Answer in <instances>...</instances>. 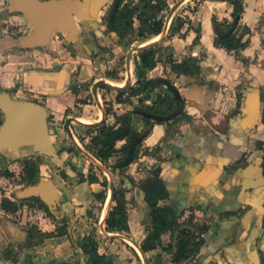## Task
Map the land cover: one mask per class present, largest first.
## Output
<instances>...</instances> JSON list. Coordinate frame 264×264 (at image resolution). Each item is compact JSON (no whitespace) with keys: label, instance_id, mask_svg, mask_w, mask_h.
I'll return each mask as SVG.
<instances>
[{"label":"crops","instance_id":"crops-1","mask_svg":"<svg viewBox=\"0 0 264 264\" xmlns=\"http://www.w3.org/2000/svg\"><path fill=\"white\" fill-rule=\"evenodd\" d=\"M8 1L10 2V0H0V12L6 10L4 12L7 13V16L5 17H11L7 10ZM177 1L168 0L169 8L163 11L166 20L171 7ZM110 4L111 0L107 2L105 8H109ZM243 5L244 10L237 31L239 35L243 36V39L248 38L249 42L240 49L238 54L214 44L215 32L212 18L215 16L219 20H232L233 6L228 0H184L172 13L165 35L162 38H160L161 34L158 35L160 36L157 39L158 52L156 55L157 68L160 69L158 71L163 69L162 63L168 54H172L178 61H182L188 55H194L200 58L201 71L199 77L204 80V83L186 86L184 76H178L174 72L167 75L168 77L166 76L165 79L170 80L186 99L185 111L192 117L191 121L182 119L174 124L175 129L169 135L167 134V124L154 123L150 127H145L143 116L138 112L133 114L134 128L140 132V135H143V149L148 150V152L142 154L126 168V174L132 180L129 183L130 186L125 181V185L131 187L126 191L130 230L128 232L108 231L106 230L105 216L102 215L101 217L99 228L108 232V234H104V237L108 242H111L112 247L103 250V242L98 239V250L111 259L113 264H117V262L110 251L115 252V250L128 256H134V262L139 264H161L167 255H171L165 249L171 240L170 232L162 234V244L158 248L143 253L137 249V246L141 248V244L148 234L147 227L151 218L149 204L144 200L139 183L144 181L158 167L169 194L166 202L162 203L174 207L181 221L194 213V222L209 226V231L204 234L205 240L200 252L193 259L196 261L195 264L201 260L200 253L209 254L213 264L260 263L259 249L262 240H264L262 221L264 180L258 171L259 158H254L251 150L256 130L261 133L264 127L261 122L264 100L260 96L261 89L258 87L259 84L264 85V0H243ZM178 15L190 19V23H186L182 28L183 36L179 34L170 35L169 33L170 26ZM134 23L135 27H138V20H135ZM3 25H1L3 32L0 33V36L7 37L5 31H7L8 25ZM189 25L191 27L188 29ZM197 29L201 31L199 43L194 42ZM137 42L139 41L132 42L129 47ZM25 48L28 50L22 52L23 56L31 57L29 55L31 54L29 50L31 47ZM134 54L130 63V67L131 64L133 66L132 71L135 66ZM14 55L16 54L14 53ZM81 59L85 60L86 58L81 57ZM21 64L25 75L24 83L18 91L26 92L27 89L31 90L33 88L31 85L34 84L31 73L25 70L27 61ZM43 74L46 77L48 75L49 79L51 78L50 74ZM100 78L102 77H98L96 80ZM136 80L137 76L135 79L133 78L132 85ZM51 84L52 82L49 84V89L52 90L53 86L57 84L56 82H53V86ZM252 85L255 87H251ZM57 88H53V94L46 97L48 99L54 97L59 100L63 95L60 89L55 90ZM166 89L168 87H161L157 91ZM72 93L71 89L66 91V95L70 94L71 96ZM98 95H100L99 89ZM77 96L85 98L84 95ZM137 100L134 98V101ZM60 102L63 103L61 100ZM84 105L91 106L92 104L88 101ZM114 111L117 114H122L125 109L114 106ZM101 118L98 114L96 118L92 117L93 120H100ZM104 121L107 125L114 124V114L105 113ZM81 127L86 130L84 125ZM55 128L59 135L63 134L62 137L64 138L65 131L60 127ZM176 129L177 131H175ZM74 135L79 141L75 133ZM86 136L88 137L84 138V144L90 140V136L88 134ZM66 139L68 137L64 138V140ZM72 145H76L73 140L72 143L71 141L63 143V146L66 147ZM244 151L247 152V164L240 166L236 158ZM88 152L92 154L90 151ZM61 154L59 153L60 157ZM41 159V164L45 166L43 175H40L34 183L21 181L14 185L10 198L20 203L21 206L28 207L29 204L39 207V203L35 200L38 198L48 208H54L56 211L54 216L48 215L42 209L45 214V222H48L47 226H50L47 229L48 232L57 233L54 228L59 227V224L66 225L67 223L60 221L63 216H66L69 218V223H73V229L82 226L78 238L89 234L91 222L82 217L77 221L78 218L71 219L70 216L74 211L82 216L86 215V210H89L90 215H94L95 208L92 202L97 203L99 201L94 199L88 182L80 181L79 173L86 176L88 169L93 166L91 162L94 163V169L96 165L102 167L92 161L82 150L76 159L64 158L62 165L58 159L52 156H43ZM14 160L19 161L18 159ZM22 171L23 166L20 170L21 175ZM62 171L66 174L64 178L61 176ZM113 204L114 201L111 205ZM192 209L194 212L187 214ZM47 215L51 216L52 219ZM240 219L245 227L243 231L238 233L240 230L238 221ZM69 228V225L63 228L66 231L68 229L66 241L69 240L68 242L74 245V250L81 254L79 264H88L86 255L78 242L73 239L75 236L69 232ZM26 229L23 226H16L12 233L14 236H23L19 239L24 241L27 238ZM167 237L169 241L165 243ZM50 238L56 241V235ZM106 244L109 245L107 242ZM122 244L124 247L119 250ZM37 247L40 249L41 244ZM53 248L56 258L54 256L47 257L48 263L66 264V262L75 259L67 253L69 250L66 249L57 253L56 247ZM29 251L31 255H29ZM36 253L37 251L32 246L25 245L18 254L19 261L17 264L38 262L39 256ZM5 262L12 264L10 261Z\"/></svg>","mask_w":264,"mask_h":264},{"label":"trees","instance_id":"trees-1","mask_svg":"<svg viewBox=\"0 0 264 264\" xmlns=\"http://www.w3.org/2000/svg\"><path fill=\"white\" fill-rule=\"evenodd\" d=\"M228 1L233 6L232 20H219L215 16L212 18L215 32L214 44L238 54L240 49L249 42L248 38L243 39V36L239 35L237 31L244 5L243 0ZM168 8V0H111L108 10L103 15V22L113 30L110 31L111 35L116 37L119 43L129 47L134 41L144 42L162 33L166 22L163 11ZM135 20L139 22L138 27L134 25ZM188 22L190 23L188 17L178 15L170 26V35L179 34L183 36L182 28ZM190 27L191 25L188 26V29ZM196 31L197 36L194 42L199 43L201 31L200 29ZM157 52L158 40L136 52V82L130 87L116 90L115 99H105V113L114 114L115 123L107 125L103 121L98 127L85 126L86 132L90 136V140L84 144L85 149L108 168H118L123 176L120 187H116L115 190L114 204L111 205L105 218L108 231L128 232L130 230L126 199L128 187L125 185V177L129 178V175L126 174V168L142 154L148 152V150L143 149V138L140 137V132L134 128L133 114L137 112L141 114L146 127H150L154 123L167 124V134L169 135L175 129L174 124L182 119L191 121L192 117L185 111L186 99L181 94L178 96L171 89L157 91L164 85L157 78H165L174 72L178 76H184L188 81V86L204 83V80L198 77L201 71L199 57L188 55L182 61H178L172 54H169L165 58L163 69L158 71L160 69L157 68ZM73 91L77 93L78 89L75 88ZM134 98L138 100L134 101ZM80 101L88 103L87 99H80ZM114 106L124 108V113L117 114L114 111ZM79 139L83 142L84 137L81 136ZM62 152H66L67 157L76 159L81 153V149L77 145H72L65 147ZM18 160L23 166L21 180L34 183L41 173V157L31 156ZM91 164L93 166L88 169L86 176L79 173L80 181L88 182L94 199L104 204L108 197L109 181L106 177L101 180L94 169V163L91 162ZM263 167L264 164H262ZM0 175L11 177L14 173L5 169L0 171ZM61 176L66 177L64 171H62ZM130 181L132 180L130 179ZM139 188L143 192L144 200L149 204L151 216V227L141 244V250L147 252L158 248L162 244V234L170 232L171 240L165 249L171 253L174 264H182L183 261L195 259L205 240L204 234L209 231V226L194 222L192 218L185 220V222L180 221L174 207L162 203L166 202L169 194L159 167L139 183ZM1 194H3V189L0 186ZM35 200L39 203L40 208L51 215L45 203L38 198ZM20 206V203L6 195L1 197L0 207L8 214L17 212ZM238 226L240 228L238 233L244 230L245 226L241 219L238 221ZM26 230L28 246L39 245L47 238L63 233L42 231L36 226L28 227ZM98 242L93 233L78 239V245L86 255L88 263L113 264L111 259L99 252ZM211 261L212 258L210 257L206 264H213ZM198 264L205 263L198 261Z\"/></svg>","mask_w":264,"mask_h":264},{"label":"rangeland","instance_id":"rangeland-1","mask_svg":"<svg viewBox=\"0 0 264 264\" xmlns=\"http://www.w3.org/2000/svg\"><path fill=\"white\" fill-rule=\"evenodd\" d=\"M11 2L12 0H10L8 5ZM93 4L100 5L102 3H98L96 0H93L91 3V7ZM106 4L107 2L100 5L97 10H94L95 13L92 14L90 12L88 14L89 18L86 17L83 20L80 19L78 21L80 28H79L77 38L68 40V38H66L65 35H63L61 31H58L54 33V36H53L54 40L52 44L47 45V46L42 45V44H32L29 46H23L21 44L15 43L16 40H19L27 36L32 31V28H33L32 24L29 21V19L20 11L12 10L8 12V14H10L11 17H5L7 16V13H5L4 11L6 10H2L0 12V33L3 32L1 25L2 24L8 25L7 31H5L7 37L0 36V94L7 91L10 94V96L15 99H19V100L29 99V101H35L43 105L48 111V114H47L48 115L47 117L48 126L50 127V129L54 130L55 134H51V137L54 136L53 141H54V144L59 148L58 149L59 153H62L63 149L66 147V146H63V143L68 142V141H71L72 143V140L69 136H67L68 135L67 132H65L64 138L68 137V139L64 140V138L62 137L63 134L59 135L55 127H60L64 131L63 124H64V119L67 116H85L88 118H92V117L96 118L97 114L98 116H101V112H102L101 108H105V104H104L105 99H112L114 96H116L115 89L107 88V86H101L99 88V91H100L99 101H97L93 95V92L91 91L93 83L96 80V78L102 77L108 80L113 78V80L116 79V81H124L130 77V74L128 73V69H127L128 67L126 65L127 52L130 49V47L119 43L116 37L114 36L111 37L110 36L111 34L107 33V30L104 27L105 25L102 26L100 24L101 22L100 16H101L102 11L105 9ZM87 18H88V21L90 22L84 23V21H86ZM95 32L101 36L99 38V42L100 44H102V46L98 48L95 45V42L92 37V34ZM62 39H65L64 41L69 46V49L60 47V43ZM74 44H76L77 48L73 46ZM25 47L27 48L31 47L29 49L31 52V54L29 55H31V57L28 56L27 58L26 55L23 56L22 52H26V50H28ZM91 47H94L95 51H97V54L93 59L92 58L89 59L88 57L89 52L85 51V48H88L87 50H90ZM75 51H77L76 54L74 53ZM14 53L16 55H14ZM135 54H134V59H133L134 63H135ZM81 57H84L86 59L85 60L81 59ZM165 58H164V61H165ZM25 61H27V64L25 65V70L31 73L32 78H34V80L38 77L39 74L42 75L43 73L50 74L51 81L53 80V76L57 75V78L54 80V82H57L59 87L63 86V87H60V91L63 96L60 97L59 100L54 97L51 99H48L46 97L47 95L46 96L40 95L39 94L40 91H37L35 94V92L32 89L31 90L27 89L26 92L18 91L24 83L25 74L23 73L24 69H22L23 65L21 63ZM162 64H164V62ZM4 65H7V66L2 67ZM133 73L134 75L132 76V81H133V78L135 79V77L137 76L135 72V66H134ZM17 74H18V77H17ZM62 76H64V79H61ZM49 82H50V79L48 78V75H47V77H45L46 87H49L48 85ZM187 83H188L187 79H184V84L187 85ZM51 86H53V83L51 84ZM31 87H38V85L37 83L36 84L34 83V85H31ZM71 87L77 88L78 95H84L85 98L79 97L76 99L75 98L76 93L75 94L72 93L71 96L70 94L66 95V91ZM251 87H255V86L252 85ZM258 87H262V85L259 84ZM39 90H41V87H39ZM55 90H59V89H55ZM52 94L53 93L50 91L48 95H52ZM80 99L81 100L87 99V101H89L92 104L91 107H86L84 103L80 101ZM60 100L63 103H61ZM70 103L71 105H69ZM65 104L68 106L66 107ZM3 119H4V112L0 108V122ZM72 130L74 131V133L76 134L79 140L77 141L78 144L83 149L84 142L80 141L78 136L81 135L84 138H87L88 136H86L87 135L86 130L84 129V127H81V125L78 124L77 122L72 123ZM21 168H22L21 161H15L14 157L13 158L10 157V155L7 153L2 152V154H0V171L9 169L10 171H13L14 173V175L11 177H5V176L0 175V186L3 189V194L0 195V200L3 195L10 197L12 195V189H14V185L19 184L22 181L21 173H20ZM95 169L101 180L105 179L106 177L109 181V175L108 173H106L105 170L98 167L97 165ZM109 171L114 175V179H115L117 187H120V183L123 178V176L120 174V171L114 167L109 168ZM125 181H127V184L130 186L129 184L131 183L130 178L125 177ZM128 188H131V187H128ZM108 192H109V187H108ZM107 195L109 196V193ZM105 203L100 204L99 202L97 203L92 202L95 208V213L93 216L90 215V213L82 216L76 211H74L73 214L70 216L71 219L82 217L88 222H91L89 231L90 233L95 234V236L97 235L98 236L97 239L103 242V247H102L103 250H107L108 248L112 247L111 242L110 241L108 242L106 240V237H104V234H105L103 233L104 231H102V229L99 228L101 217L102 215H104ZM108 208L109 206L107 207V209ZM42 211H43L42 208L40 209V207H38L37 205L31 206L28 204V207L22 205L20 206L17 212L13 214H8L4 210H2V208L0 207V219H1L0 220V262L3 261L4 263L9 264V262H5L3 260L2 253H1L3 249L6 247V243L8 241L12 242L11 248L14 251L17 246H21L22 244L25 245L26 240L24 239V241H22L19 239V238H22L23 236L22 237L20 235L14 236V233H12V230L16 226L18 227L23 226L26 228L31 227V226H36L38 229H41L42 231H48L47 229H49L48 227L50 226H47L48 222H45L46 221L44 219L45 214ZM191 212H194V210L192 209V211L187 212V214ZM54 214H56L55 210H54ZM193 216H194V213L189 215V217L194 220ZM48 217L52 219L51 216H48ZM189 217H187V219L185 218L184 219L188 220ZM60 221L67 223L66 225H62L63 227L66 228L67 225L70 226L69 232L73 234V236H75V238H73L75 242H78V239H79L78 233L81 230L82 226L81 227L78 226V228L76 227L75 229H73L74 227L73 223H69V218H67L66 216H63V218H61ZM62 226L60 228L58 226L54 228L56 232L58 231L63 232L61 236L56 235V241L52 238H49L52 240L46 239V241L44 240L43 244L41 243L40 249L37 247L38 245L32 246V248L37 251L36 254H38L39 259L37 260L38 262L36 263L31 262L30 264H51L52 262L48 263L49 260L46 258L47 257L49 258L52 256L56 258L54 250H52L54 249L53 248L54 246L56 247L55 249L57 253H59V251L63 252L64 250L67 249V251L69 250L67 253L71 255L70 257L75 258L74 260H71V262L65 261L66 264H79L80 263L81 254L74 250V245L70 244V242H68L69 240L66 241L68 237V235H66V233L68 232V229L67 231L63 230ZM150 227H151V218L149 221V225L147 227V231L149 230ZM104 228H105V225H104ZM165 240H166L165 243H168L169 241L168 237ZM106 242L109 245H107ZM118 243H121V242L118 241ZM262 246L264 247V245ZM123 247H124V244L120 245L119 250ZM115 252L110 251V253L115 256L117 264H139L136 261L134 262V258H135L134 256H128L126 254L121 253L118 250H115ZM78 254H79V257H78ZM29 255H31L30 251H29ZM200 255H201L200 262L206 264L210 258V255L209 254L205 255L203 253H200ZM13 260L12 262H14ZM15 261H16L15 264H17V262L19 261L18 256H17V260ZM225 261L226 263H228L227 260ZM195 262L196 261L194 260L183 261L182 264H195ZM161 264H174V262L172 261V255H167L165 258V261L161 262Z\"/></svg>","mask_w":264,"mask_h":264},{"label":"water","instance_id":"water-1","mask_svg":"<svg viewBox=\"0 0 264 264\" xmlns=\"http://www.w3.org/2000/svg\"><path fill=\"white\" fill-rule=\"evenodd\" d=\"M92 1L93 0H12V2L7 7L8 12L12 10L22 12L29 19L33 27L32 31L27 36L16 40L15 43L21 44L23 46H29L32 44H42L46 46L51 45L54 40V33L58 31H61L63 35L68 38V40L77 38L80 28L78 21L80 19L83 20L84 18L88 17V14L90 12L92 14L95 13L94 10H97L100 5L108 2L109 0H96L98 3L102 4H93L91 7ZM183 1L184 0H178L171 7V11L165 22L164 31L161 33L160 38L165 35L166 30L168 29L169 20L172 13ZM88 18L86 19V21H84V23L88 21ZM151 43L143 45H133L132 47H130L126 57V65L128 67V71H130V63L134 52H138ZM45 77L46 76L42 74L39 75L35 80L34 78H32V80L35 84L37 83L38 87H41V89H46L53 92V90H50L45 86ZM56 78L57 75L53 76L52 81L50 78V82L48 83V85L51 82L53 83ZM61 79H64V76H62ZM159 80L162 81L168 87V89L173 90L176 95H180L178 88L175 87L173 83L170 82V80H167L165 78H160ZM131 85V77L127 78L126 83L123 86L113 85L106 79H99L94 82L91 90L96 100L99 101V87L107 86L115 90H119L130 87ZM39 91L42 92L43 90ZM0 108L4 112V120L0 125L1 152L9 154L10 157H14V159L31 156H52L58 159L60 165H62L63 159L68 155L66 152H62L60 157L58 150L59 148L54 144L53 141L54 136L51 137V134H55L54 130L50 129V127L48 126V111L43 105L35 101L15 99L11 97L10 94L6 91L0 94ZM101 109L102 118L95 123H84L78 120L76 116L66 117L63 128L66 130L69 137L78 147H80V145L78 144L72 130V123L77 122L78 124L84 126L98 127L103 123L105 117V109ZM140 137H143V135H140ZM80 149L84 154L91 158L92 161L101 166L109 175L110 203L108 205L109 208L106 210V214L104 215V218H106L110 210L111 203L113 202L116 190L114 177L107 166L102 164L87 150L82 149L81 147ZM44 168L45 166L41 164L40 175H43ZM49 209L54 214V208L49 207ZM103 231L105 234H108L106 230ZM141 252L143 253L142 250ZM0 264L6 263L1 261Z\"/></svg>","mask_w":264,"mask_h":264},{"label":"flooded vegetation","instance_id":"flooded-vegetation-1","mask_svg":"<svg viewBox=\"0 0 264 264\" xmlns=\"http://www.w3.org/2000/svg\"><path fill=\"white\" fill-rule=\"evenodd\" d=\"M108 10V8L106 9H104L103 11H102V13H101V16H100V24L102 25V26H104L105 24H104V22H103V15H104V13L106 12ZM88 22H90V21H88ZM105 28H106V30H107V33H109V34H111V29L110 28H108L106 25L104 26ZM104 33H106V32H104ZM90 34H91V32H90ZM94 35V36H93ZM89 37V36H88ZM92 37H93V40H94V42H95V45L97 46V48L98 47H101L102 46V44H100V42H99V35H98V33H93L92 34ZM160 37V36H159ZM155 38V37H154ZM153 39V38H152ZM151 39V40H152ZM81 40V39H80ZM99 42V43H98ZM144 42H146V41H144ZM147 42H150L149 40H147ZM138 43H141V42H138ZM136 44V43H135ZM76 44H74L73 46L74 47H76L75 46ZM60 47L61 48H66V49H69V46L66 44V42L64 41V39H62L61 40V43H60ZM95 47V46H94ZM94 47H91V49L90 50H87L88 48H85V51L86 52H89V57H91L92 59L96 56V54H97V51H95V48ZM77 48V47H76ZM83 49V48H82ZM76 52L77 51H75L74 53L76 54ZM132 67V66H131ZM128 73H129V71H128ZM132 73H133V71H132ZM39 75H41V74H39ZM38 75V76H39ZM44 75V74H43ZM131 76V75H130ZM100 79H105V78H100ZM97 80H99V79H97ZM97 80H95V81H97ZM106 80H108V79H106ZM94 81V82H95ZM109 81V80H108ZM56 84H57V82H56ZM94 84V83H93ZM175 86V85H174ZM55 87H58V84L57 85H54L53 86V88H55ZM163 87H167L165 84L163 85ZM176 87V86H175ZM49 88V87H48ZM52 88V90H54ZM100 88V87H99ZM98 88V89H99ZM33 89V91L36 93L37 91H39V87L38 88H36V87H33L32 88ZM57 89H60V87H58ZM69 89H71V91L75 94V92L73 91V89H75V88H69ZM260 89H261V91H260V96H261V98H262V100H264V85L262 86V87H260ZM41 90H43L42 92H39L40 93V95H42V96H46V95H48L49 94V92L50 91H48V90H46V89H41ZM51 90V89H50ZM92 91V90H91ZM78 91H77V93H76V99L77 98H79L78 96ZM86 107H91V106H86ZM69 108V107H68ZM68 117V116H67ZM77 118H78V116H76ZM101 117H102V114H101ZM66 119V118H65ZM65 119H64V122H65ZM99 120V119H98ZM261 122H262V124L264 125V106L262 107V112H261ZM64 125V124H63ZM145 127H146V125H145ZM64 129V128H63ZM64 131L66 132V130L64 129ZM68 134V133H67ZM69 136V135H68ZM72 140V139H71ZM70 147V146H69ZM252 154H254V158H259V161H260V164H259V169H258V171H259V173H260V177H262L263 178V180H264V173H263V168H262V164H264V127H263V130H262V132L260 133V131L259 130H256V136H255V138L253 139V144H252ZM41 161H42V159H41ZM247 152L246 151H244L240 156H239V158L237 159V163H239V165L240 166H245L247 163ZM246 163V164H245ZM255 165V164H254ZM264 182V181H263ZM263 186H264V183H263ZM109 193V192H108ZM49 211H50V213H51V215L52 216H54V214L51 212V210L49 209ZM87 212H86V214H88V211L89 210H86ZM79 220V218L77 219V221ZM262 221H263V226H264V214H263V218H262ZM64 225V224H63ZM62 225H59V228L61 227ZM62 228H64L63 226H62ZM59 232V231H58ZM262 242L264 243V240H262ZM262 242H261V244H262ZM11 244H12V242L11 241H8L7 243H6V247L3 249V251L1 252L2 253V257H3V260H5V261H10V262H12V260L14 261V262H12L13 264H15V260H17V256H18V254H19V252L22 250V248L25 246V245H27L28 244V237L26 238V242H25V245H21V246H17L16 247V249H15V251L14 250H12V248H11ZM264 245V244H263ZM17 255V256H16ZM259 255H260V263L259 264H264L263 263V261H264V247L261 245L260 246V249H259ZM87 263H88V261H87ZM88 264H90V263H88Z\"/></svg>","mask_w":264,"mask_h":264},{"label":"bare ground","instance_id":"bare-ground-1","mask_svg":"<svg viewBox=\"0 0 264 264\" xmlns=\"http://www.w3.org/2000/svg\"><path fill=\"white\" fill-rule=\"evenodd\" d=\"M157 39H159V36H156V37L153 38L152 40L150 39V40H149L150 42H147V41H146V42L136 43L135 45H143V44L151 43V42H153V41H156ZM131 66H132V64H131ZM129 74L131 75L130 77L133 76V73H132V67H130ZM107 81H108V80H107ZM108 82L112 83L113 85L123 86V85H125L126 80H124V81H116V79H115V80L110 79ZM101 114H102V112H101ZM77 119L80 120V121H82V122H84V123H95V122L99 121V120H93L92 118H88V117H85V116H78ZM100 120H101V119H100ZM109 203H110V193H109V196H108V198H107V200H106V203H105L104 215H105V213H106V210H107V207H108ZM103 217H104V216H103ZM132 244H133V243H132ZM133 245H134V244H133ZM134 246H135V245H134ZM137 248H138V251L141 252V250H140V248H139L138 246H137Z\"/></svg>","mask_w":264,"mask_h":264}]
</instances>
